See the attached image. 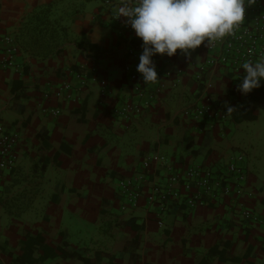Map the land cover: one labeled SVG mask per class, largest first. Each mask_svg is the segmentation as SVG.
<instances>
[{"label": "crops", "instance_id": "0c3cea01", "mask_svg": "<svg viewBox=\"0 0 264 264\" xmlns=\"http://www.w3.org/2000/svg\"><path fill=\"white\" fill-rule=\"evenodd\" d=\"M114 3L0 0V35H13L20 50L18 66L0 67V117L4 111L17 112L4 120L21 132V163L15 173L32 171L41 156L49 160L42 174L32 171V181L18 184L16 210L8 212L18 220L5 221L0 210V264H14L23 254L27 231L42 234L53 247L65 239L68 249L83 252L94 264H264V160L254 161L258 152L264 155L263 140L240 143L248 150L247 179L246 192L237 199L218 194L195 208L172 201L161 209L150 207L143 197L135 209L122 207L118 183L147 157L162 154L178 167L226 171L242 151L235 133L249 120L236 122L229 115L197 119L187 111L210 102L220 110L238 107L248 102V94L236 90L222 69L197 78L206 55L201 45L187 58L179 50L171 58L154 56L160 79L144 84L141 76L139 96L125 65L134 61L127 46L142 49V41L125 18L117 19ZM73 67L92 73L97 81L87 82L76 101L44 98L65 80L80 82L70 75ZM15 80L24 87L16 95ZM133 99L143 112L122 119L116 110ZM44 106H56L61 113L45 114ZM150 172L151 182L166 181L158 161ZM244 208L259 219H245ZM41 255L35 252L36 258ZM65 264L83 261L71 258Z\"/></svg>", "mask_w": 264, "mask_h": 264}, {"label": "built area", "instance_id": "2783aa9c", "mask_svg": "<svg viewBox=\"0 0 264 264\" xmlns=\"http://www.w3.org/2000/svg\"><path fill=\"white\" fill-rule=\"evenodd\" d=\"M104 4L111 5L114 0H103ZM135 0L130 3L134 4ZM206 55L198 68L197 78L203 76L212 69H222L232 81L234 88L238 90V84L242 81L244 70L242 63L247 61L257 62L264 57V0H256L255 3L246 5L245 22L236 30L233 36L226 37L223 41L205 47ZM19 46L13 35H0V67L9 68L18 66L16 61ZM127 53L133 62L125 65V72L132 82L134 91L143 95L141 74L136 68L142 49L130 44ZM181 72V70L179 71ZM70 75L80 82L74 84L71 80H65L57 88L44 93V98L55 96L58 99L79 100V91L89 81H97L93 75L87 72L80 73L71 70ZM106 86V82H101ZM134 100V99H133ZM43 112L53 116L60 115L61 111L56 106H44ZM143 112L142 105L135 100L128 102L116 110V114L122 119H130L132 114ZM197 119L206 115L218 117L224 120L227 115L211 102L197 105L187 111ZM21 132L15 125L0 122V195L4 190L6 180L18 168L20 159ZM245 154L240 151L227 164L226 171L217 174V171L208 166H177L170 162L166 156L157 154L145 158L141 168L130 177L120 179L118 192L125 209H135L140 205L143 197L147 205L159 206L161 209L169 202H177L195 208L204 205L207 199H214L218 194L237 199L246 192ZM154 161H158L165 169V182H151L150 171ZM243 217L249 221L259 219L257 213L251 209H243ZM158 223L163 225V220L158 218Z\"/></svg>", "mask_w": 264, "mask_h": 264}, {"label": "clouds", "instance_id": "9594fccd", "mask_svg": "<svg viewBox=\"0 0 264 264\" xmlns=\"http://www.w3.org/2000/svg\"><path fill=\"white\" fill-rule=\"evenodd\" d=\"M256 0H124L117 19L142 41L137 72L144 84L156 83L158 73L153 57L171 58L180 51L186 58L201 45L208 47L233 36L245 22L246 5ZM244 70L238 90L248 94L262 86L264 57L242 63Z\"/></svg>", "mask_w": 264, "mask_h": 264}, {"label": "trees", "instance_id": "16d2710c", "mask_svg": "<svg viewBox=\"0 0 264 264\" xmlns=\"http://www.w3.org/2000/svg\"><path fill=\"white\" fill-rule=\"evenodd\" d=\"M134 46L136 48L140 47V45L135 44ZM72 70H76L80 73L87 72L89 75H92V73L78 67H73ZM23 88L22 82L15 80L12 85V92L16 95V92ZM247 99L248 102L241 106L222 108V110L236 122L256 120L258 118L259 109L264 108V81H262V86L260 88L254 89L252 92L248 93ZM40 136L44 143H46L45 135L41 133ZM45 146H47V144H45ZM48 164L49 160L41 156L33 165L32 171L36 174H42V172L47 169ZM15 172L16 170L13 171V173ZM68 245V242L64 239L61 244L53 247L46 243L42 234L39 233L34 235L27 231L24 235V239L21 241L23 254L14 259V264H38L48 259L55 260V264H65L66 261L71 258L82 260L83 264H94L90 257L86 256L83 252L68 249ZM37 250L42 251V255L39 258L35 257V252ZM9 254L11 255L12 252L10 251ZM248 257L249 253L245 255L244 258L246 259Z\"/></svg>", "mask_w": 264, "mask_h": 264}, {"label": "rangeland", "instance_id": "374dc122", "mask_svg": "<svg viewBox=\"0 0 264 264\" xmlns=\"http://www.w3.org/2000/svg\"><path fill=\"white\" fill-rule=\"evenodd\" d=\"M123 1L124 0H117V1L115 0V3L113 6L120 7L122 3H119V2H123ZM128 1L131 2L132 0H128ZM100 3H102V0H94L93 6H96V4L99 5ZM90 7L91 5L89 6V8ZM16 114L17 112L4 111L2 113V116L0 117L1 118L0 122H5L6 119H12V116ZM258 115L260 117L258 120L244 122L243 124L239 126V128L237 129L235 133L236 141L239 145V150H242L244 152L246 151L245 157H247L248 150H247V146H245L244 144H240L242 140H252L253 143L255 144L259 143L261 140L264 141V108L259 109ZM253 158H256V157L253 156ZM263 160H264L263 153L258 152V158L254 159V161L260 164L262 163ZM20 163H21V159L18 161L19 166H20ZM25 170L26 171H24L22 175L13 173L12 177L6 182L4 190L2 191V194L0 195V208H1L0 210L2 211V215L5 216V218L3 217L4 219H6L5 221H8L9 223H11V221L14 223V220L15 221L18 220L16 216L13 217L14 218L13 220H11L10 218L11 216L8 213V212L11 213L16 210L17 201H18L17 197L19 196V193H20V190H19L20 187L18 184L22 180L32 181L34 179V175L31 169H25ZM30 214L35 215L33 214V212H30Z\"/></svg>", "mask_w": 264, "mask_h": 264}]
</instances>
